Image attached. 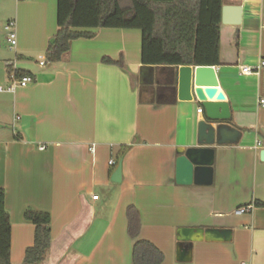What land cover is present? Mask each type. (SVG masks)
<instances>
[{"label":"crops","instance_id":"crops-1","mask_svg":"<svg viewBox=\"0 0 264 264\" xmlns=\"http://www.w3.org/2000/svg\"><path fill=\"white\" fill-rule=\"evenodd\" d=\"M17 1L16 62L6 63L7 77L0 67V187L11 222L10 263L25 264L33 244L34 227L24 220L31 209L51 217L50 246L39 264H132L127 210L133 207L137 239L161 251L162 264H183L175 260L181 227L232 231L228 243H193L185 264H264V209L253 207L264 201V67L241 73L264 60V0H222L213 67L230 109L223 124L240 137L213 146L208 186L175 183L176 150L196 147L204 112L195 98L177 99L162 67L141 64L139 30H79L93 37L73 41L66 58L50 64L57 0ZM223 8L231 10L225 22ZM31 54L44 65L28 66ZM104 57L122 58L124 68L103 64ZM8 66L29 73L32 83L8 90ZM171 97L173 103L162 104ZM6 111L11 129L2 122ZM118 165L121 181L114 183ZM248 205L249 213L235 215Z\"/></svg>","mask_w":264,"mask_h":264},{"label":"trees","instance_id":"trees-1","mask_svg":"<svg viewBox=\"0 0 264 264\" xmlns=\"http://www.w3.org/2000/svg\"><path fill=\"white\" fill-rule=\"evenodd\" d=\"M222 0H57L54 43L47 49L50 64L63 61L71 43L91 39L93 33L79 30L121 29L141 32L140 62L143 66L162 67L165 85H175L178 67L219 65V22ZM105 65L124 68L123 59H102ZM8 73L21 79L29 73L7 67ZM174 92V88H173ZM175 94V92H174ZM175 97L165 103H173ZM253 207L264 209V201ZM24 220L34 227L32 246L24 252L25 264L44 260L51 242V217L28 209ZM128 235L134 240L132 264H162L164 256L149 241L138 240L139 214L127 210ZM11 222L5 209V191L0 187V264L10 263Z\"/></svg>","mask_w":264,"mask_h":264},{"label":"water","instance_id":"water-1","mask_svg":"<svg viewBox=\"0 0 264 264\" xmlns=\"http://www.w3.org/2000/svg\"><path fill=\"white\" fill-rule=\"evenodd\" d=\"M235 24L239 23V9ZM231 10L222 9V22L226 21ZM51 40L50 44H53ZM175 95L179 101L188 102L193 98L200 104L204 118L197 126L196 147L177 149L175 160V183L180 186H208L213 179V146L234 143L239 137L238 130L230 129L223 124L230 119L229 105L224 94L218 91V81L214 67L182 66L174 72ZM212 100V102H207ZM264 161V150L260 153ZM111 181H121V166L111 177ZM232 239L230 229L185 228L176 230V254L178 263H190L193 243H228Z\"/></svg>","mask_w":264,"mask_h":264},{"label":"rangeland","instance_id":"rangeland-1","mask_svg":"<svg viewBox=\"0 0 264 264\" xmlns=\"http://www.w3.org/2000/svg\"><path fill=\"white\" fill-rule=\"evenodd\" d=\"M17 2H18L17 0H0V67H2L4 69V71H5L4 75L6 77H7V71L5 69L6 63L13 64L16 62V58L14 55L15 47H13V49H9V44L5 40L6 39V33L3 31V27L7 23L8 20L15 21V17L12 16V14H13V12H15V4ZM9 16H12V17L9 18ZM16 23H17V21H16ZM16 26H17V24H16ZM51 40H53V38H50L48 40L49 44H50ZM24 62H26L28 66H31L33 68L34 67L40 68V66L38 64L39 58L37 55H33V54L29 55L28 59H25ZM43 62H46V60ZM12 82H14V80H12L11 83ZM5 87L6 86H4V85L2 86L3 89H5ZM3 96L4 95H0V97H3ZM1 118H2V122H5L6 129H11L10 124H8L9 123L8 122L9 115H8L7 111H6V114L2 113ZM26 223H28V222H26ZM17 226H19V224L17 222H15V220H14L13 221V229L15 230L14 237H13L14 245H16L17 238H19V237H17V232H16ZM23 238H25L24 234H23ZM13 255H15V248L13 249Z\"/></svg>","mask_w":264,"mask_h":264},{"label":"built area","instance_id":"built-area-1","mask_svg":"<svg viewBox=\"0 0 264 264\" xmlns=\"http://www.w3.org/2000/svg\"><path fill=\"white\" fill-rule=\"evenodd\" d=\"M20 1H25V0H20ZM14 27H15V24L13 21L7 22L3 27V31L6 33V39L5 40L9 44L10 49H13V47L16 46V33L14 30ZM39 65L43 66L44 62H40ZM263 67H264V60H262L258 65H256L253 68H250L247 66L241 67V73L245 74V75L258 73V71ZM12 78H13L14 82H12V84L8 88V90H12L16 86L24 88L27 85L32 83V78L30 76H25V77H22L21 79H16V78H14V75L12 74ZM0 91H1V88H0ZM260 103L264 104V101H260ZM257 145L259 146V143ZM41 149H43V148H41ZM114 164L115 163L113 161H109V163H108L109 166H113ZM96 198H97L96 196L92 197L93 200H96ZM252 208L253 207L250 205L240 207V208L235 210V215L247 214L252 210Z\"/></svg>","mask_w":264,"mask_h":264}]
</instances>
